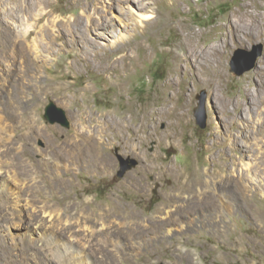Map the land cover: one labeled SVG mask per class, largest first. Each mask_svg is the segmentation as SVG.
<instances>
[{
  "label": "rangeland",
  "instance_id": "374dc122",
  "mask_svg": "<svg viewBox=\"0 0 264 264\" xmlns=\"http://www.w3.org/2000/svg\"><path fill=\"white\" fill-rule=\"evenodd\" d=\"M242 2L0 0V132L19 147L28 127L51 128L35 139L42 154L32 157L41 158L51 185L44 194L89 198L100 208L113 203L110 233L122 242L100 241L94 264H264V36L231 38L228 78L212 87L187 59L174 72L170 52L188 29L203 31V47L222 45L221 25L236 20ZM255 47L262 50L255 67L232 72L236 51ZM249 59L243 56L239 69ZM173 77L183 82L173 86ZM203 90L204 129L195 117ZM52 102L66 112L69 128L46 119ZM171 108L187 110L186 117H161ZM78 132L111 142L103 147L116 165L111 174L59 159ZM119 156L136 159L137 167L120 177ZM64 166L75 171L51 170ZM73 214L67 225L56 224L63 237L91 224L89 215ZM32 216L15 220L0 206V264L44 263L39 243L24 241Z\"/></svg>",
  "mask_w": 264,
  "mask_h": 264
},
{
  "label": "bare ground",
  "instance_id": "6f19581e",
  "mask_svg": "<svg viewBox=\"0 0 264 264\" xmlns=\"http://www.w3.org/2000/svg\"><path fill=\"white\" fill-rule=\"evenodd\" d=\"M146 4L148 3H143V6ZM236 14V20L227 17L226 24L221 25L224 30L221 33L223 35L222 45L212 44L203 47L202 44H206L207 41L203 40L202 44L197 41V37H200L203 31L201 33L188 29L187 32H184L182 37L170 47L174 58V72H181L183 67L180 60L187 59L194 65L196 64L204 84L209 87L221 85L228 78L224 56L230 39H242V34L252 37L264 36V4H260L258 0H243L240 10ZM6 40L8 39L6 38ZM200 57L205 59L203 65L199 63ZM262 76L264 77V71ZM170 82L171 85L176 86L183 81L180 77H173ZM243 97L248 101V104H251L253 100L251 92L245 90ZM187 106L186 103L185 107ZM224 107L227 108L228 105ZM241 108L242 103L239 101L236 103V114ZM169 114L177 119H183L187 115V110L180 111L171 108L170 112H162L161 117L167 118ZM50 131L51 128L48 127H28L20 134L23 143L19 147L12 142L8 143L3 133L0 132V206L6 212V216L19 221L23 220L25 215L32 216V213L34 214V218H30L29 221L30 233L26 234L24 241L33 244L39 243L44 257L43 264H65V260L73 259H78L79 264H94L91 257L97 250L100 241H104L107 245L122 242L110 233L113 229L111 221H109L114 213L113 203L108 202L105 209L98 207L89 198L86 201L67 202V197L59 200L54 193L52 195L44 194V190L49 189L51 185L42 175L41 163L43 161L41 158L38 161H33L32 157L37 153L42 154V150L35 146V139L46 137ZM77 138L68 144L71 147L68 154L62 152L61 155H58L59 159L72 163H85L89 167L98 168L104 174H111L116 165L104 154L103 150V147L108 148L111 142L97 139L93 134L89 135L87 132H78ZM6 156L10 157L6 159ZM51 170L56 175H71L75 171L72 166L55 169L51 167ZM59 181L54 180L55 184ZM44 184L47 186L44 187ZM74 211H76V215H89L91 224H87L83 232L79 228L68 232L63 237L60 231L56 230L58 227L56 224L67 225L74 217ZM77 222L80 224V220ZM95 224L99 225V229L93 227ZM99 230L103 234H99ZM60 249L62 250L60 251ZM32 251V249H27V254L34 255L31 253ZM75 264L78 263L75 262Z\"/></svg>",
  "mask_w": 264,
  "mask_h": 264
},
{
  "label": "water",
  "instance_id": "95a60500",
  "mask_svg": "<svg viewBox=\"0 0 264 264\" xmlns=\"http://www.w3.org/2000/svg\"><path fill=\"white\" fill-rule=\"evenodd\" d=\"M243 56H249L250 62L243 69H239V63ZM260 56H262L261 47H255L253 52H249L244 49L237 50L235 53V58L231 64L232 72L240 76L245 72L252 70L255 67L257 59ZM197 100L200 102V104L199 108L195 109V117L197 120V124L204 129L206 127L207 121V118L205 116L207 92L205 90L201 91V93L197 95ZM45 117L51 124L58 123L66 128L70 127V122L66 116V112L63 109L57 107L53 102L47 106L45 110ZM119 160L121 162V171L119 172L120 177L123 176L127 171L137 167L138 165V161L133 158L125 159L122 156H119Z\"/></svg>",
  "mask_w": 264,
  "mask_h": 264
}]
</instances>
